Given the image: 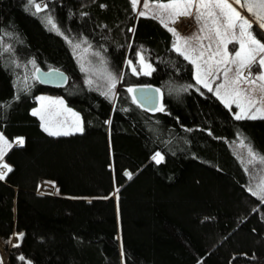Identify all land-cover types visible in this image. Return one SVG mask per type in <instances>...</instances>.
<instances>
[{
    "label": "trees",
    "instance_id": "trees-1",
    "mask_svg": "<svg viewBox=\"0 0 264 264\" xmlns=\"http://www.w3.org/2000/svg\"><path fill=\"white\" fill-rule=\"evenodd\" d=\"M174 40L132 0H0V131L12 144L0 239L10 264H264V196L250 191L247 163L249 148L264 157V118L236 119ZM73 42L122 74L115 101L88 86ZM140 55L150 74L125 65ZM39 67L67 73L68 85L41 84ZM138 85L158 87L163 109L141 107L129 91ZM41 93L63 95L83 132L45 131L33 115Z\"/></svg>",
    "mask_w": 264,
    "mask_h": 264
},
{
    "label": "rangeland",
    "instance_id": "rangeland-1",
    "mask_svg": "<svg viewBox=\"0 0 264 264\" xmlns=\"http://www.w3.org/2000/svg\"><path fill=\"white\" fill-rule=\"evenodd\" d=\"M212 6L209 8H201V13H203L200 20L196 19L197 13V3H195V9L192 15V20L194 22L191 30L185 34H178L175 32V48L179 49L177 52L187 55L189 60L194 65L195 78L199 77L200 83L207 89H212L211 91L226 105L228 109L232 112L234 116L240 115L243 118H249L255 116L256 118H264V81L256 80L254 84L247 83L241 80L238 84H233L232 81L235 79L236 65L228 64L227 66L223 63H219L223 58L221 55L213 56L209 58L211 53H215L217 50V44L219 43L215 29L218 27L223 33L225 31L224 25L227 23V16L225 13L228 12L227 9L216 8L214 5L216 0H206ZM227 3L231 4L232 7L240 13V17L247 19L252 27L256 25L260 29L258 16H264V8L260 7L264 0H240V3H236V0H226ZM167 2H158L153 0H148L145 5V10L148 12H155L157 16L176 18L177 15L188 12L190 9L186 7V1H174L170 4L173 7L168 8L164 5H168ZM253 5V11L249 12L247 10V5ZM44 6V2L40 4V8ZM187 8V10L185 9ZM209 12L212 13L209 16ZM215 20V24L213 21ZM233 22L236 24L234 29H229L226 36L222 39L225 44L220 46V52L223 53L226 50L229 54H232L239 48V44L235 41L229 43L227 41L232 40L233 34L239 39V20L233 17ZM176 25L183 29L186 26V20L177 21ZM249 30L251 34L260 42L264 43V40L258 38L253 29ZM56 31L62 33L61 29L56 26ZM203 29V31H201ZM264 31V29H262ZM179 37V39H177ZM187 41V43H186ZM211 44V50H209L208 45ZM245 47L248 49L249 45L245 38ZM195 49V51H193ZM73 50L76 59L87 74V84L89 87L103 92L109 97L114 96V101L116 100L117 86L122 79V74L118 77L114 74L112 64L109 59L104 57L102 53L94 51L92 48L87 47L85 43L73 42ZM203 51L204 56L199 57V52ZM256 61L252 64L251 72L252 77L249 79H254L262 71L258 61L261 57H264V53H256ZM233 58L231 55L229 59ZM241 59H244L242 55ZM195 61V62H193ZM125 65H129L131 70L136 74H150L154 67L153 65L140 55L139 62L133 64L132 61L126 59ZM226 67L231 68L229 71L227 82L223 87H220L219 93L217 94V86L224 81L222 75ZM209 69L212 72L217 73V76L210 74ZM247 70V71H246ZM245 71V72H244ZM245 75H247L248 69H243ZM207 85V86H206ZM132 89V88H131ZM37 106L33 109L36 111L37 116L41 119L43 126L48 128L51 133H57L55 135H67L83 132L84 125L80 113L71 107L65 97L57 93H41L37 96ZM62 102V103H60ZM239 105V107L237 106ZM163 109V104L160 103L158 110ZM82 129L78 131L77 129ZM4 139L7 141L5 145L0 142V161L5 162V156L9 149L11 148V142L8 138L0 131ZM19 144V143H17ZM264 157H256L249 154L248 160L250 167L255 166L256 171L253 174V179L251 185L249 186L250 191L258 196H264ZM55 194H59L56 192ZM21 234V233H20ZM120 237V232L118 234ZM19 233H15L12 238L11 245H17L20 242L18 239ZM0 252L4 264H10L8 262L7 252L4 249L3 240L0 239Z\"/></svg>",
    "mask_w": 264,
    "mask_h": 264
},
{
    "label": "snow or ice",
    "instance_id": "snow-or-ice-1",
    "mask_svg": "<svg viewBox=\"0 0 264 264\" xmlns=\"http://www.w3.org/2000/svg\"><path fill=\"white\" fill-rule=\"evenodd\" d=\"M31 2V0H30ZM135 3H136V0H133V5L135 6ZM236 3H240V0H236ZM192 4H193V0H186V7L188 9H191L192 7ZM212 5L209 3V2H206V0H198V3H197V13L198 15L196 16V19L197 20H200L203 13H201V8H209L211 7ZM216 8H221V9H227L228 12L225 13V15L227 16V23L224 25V28H225V31L223 33H221L220 29L217 27L215 29V32H216V36H217V39L219 41V43L217 44V50L215 53H211L210 55V59L213 57V56H216V55H221L223 58L221 59V61H219V63H223L225 64L226 66L228 64H234L236 65V71H235V79L232 81L233 84H238L241 80H244L246 81L247 83H250V84H254L256 82V80H260V81H264V57H261L258 61V64L261 68V72L260 74H258L254 79H249V77H252V72H251V67H252V64L254 62H257L256 61V53H264V43L260 42L259 40H257L252 34L251 32L249 31L252 27L251 23L247 20V19H243L240 17V13L237 12L231 4L227 3L226 0H216V3L214 5ZM164 7H168V8H171L173 7L172 4H168V5H164ZM260 7L264 8V3H262L260 5ZM37 10H39V5H37ZM247 10L249 12H252L253 11V5L249 4L247 5ZM182 14H187V15H191V12L188 11V12H185V13H182ZM209 16L212 15L211 12L208 13ZM140 15H144L143 12L140 13ZM233 17H235L236 20H239L240 23H239V29H240V32H239V36L240 38L237 39L235 34H233V37H232V40H229L227 42L231 43L233 41L237 42L239 44V48L237 50H235L234 53L232 54H229L226 50V46H225V51L223 53L220 52V46L222 44H225V41L222 39L223 36H226L227 35V32L229 29H234L236 27V24L233 22ZM257 19L259 20V26L264 29V16H258ZM48 24H50L52 26L53 29L56 28V25L53 23V21L51 20V18L49 17L48 18ZM213 23L215 24V20L213 21ZM58 31V29H57ZM170 31H173L174 35L176 34L175 33V30L174 29H170ZM201 31H203V29H201ZM245 38L247 40V43L249 45L248 49L246 50V47H245ZM177 39H179V37H177ZM187 43V41H186ZM174 47H176L174 45ZM208 48L209 50H211V44L208 45ZM179 50V49H177ZM193 51H195V49H193ZM183 54V53H182ZM230 55L233 57L231 59H229ZM242 55L244 56V59H241ZM204 56V53L203 51H200L199 52V57H203ZM185 59H189V57L187 55H185ZM195 62V61H193ZM247 68L248 69V72H247V75L244 74L243 72V69ZM232 69L231 68H228L226 67V69L223 71L222 75L224 77V81L217 86V89H216V92L217 94L219 93V89L220 87H223L224 84L227 82V77H228V73L229 71H231ZM209 72L210 74H212L213 76H217V73L215 72H212L211 69H209ZM197 80L198 82H200L199 80V77H197ZM207 86V85H206ZM210 91L212 89H209ZM129 91H132V89H129ZM62 103V102H60ZM239 107V105H237ZM38 113L36 111L33 112V115H37ZM236 119H241L243 118L242 116L240 115H236L235 116ZM249 118H256L255 116H252V117H249ZM41 119H43V117H41ZM110 123V121H109ZM45 131H48V128L45 127L44 128ZM78 131L82 130V129H77ZM51 135H55L57 133H49ZM65 135H67L68 133H64ZM0 142H3L5 145L7 144V141L4 139L3 135L0 134ZM17 143H19L21 146L23 145V139H19L17 141ZM249 154L250 155H253L252 152H251V149L249 148ZM264 159V158H262ZM153 160H155L157 163H160L161 160H162V157L160 156V153H156L154 156H153ZM3 168L7 169V171H11V168L7 165V164H4L3 165ZM5 175H6V172H0V180H3L5 178ZM256 194V193H254ZM23 234H19L18 236V239L22 238ZM14 246H18V245H14ZM21 259H24L23 257H21Z\"/></svg>",
    "mask_w": 264,
    "mask_h": 264
},
{
    "label": "water",
    "instance_id": "water-1",
    "mask_svg": "<svg viewBox=\"0 0 264 264\" xmlns=\"http://www.w3.org/2000/svg\"><path fill=\"white\" fill-rule=\"evenodd\" d=\"M38 80L41 84L58 88L65 87L69 83V76L67 73L58 69L43 70L37 68L36 70ZM132 95L135 101L143 108L150 111H157L160 103H162V93L160 89L154 85H138L132 88ZM120 231V226H119ZM121 236V235H120ZM125 264V259L122 256ZM121 258V264H122Z\"/></svg>",
    "mask_w": 264,
    "mask_h": 264
},
{
    "label": "crops",
    "instance_id": "crops-1",
    "mask_svg": "<svg viewBox=\"0 0 264 264\" xmlns=\"http://www.w3.org/2000/svg\"><path fill=\"white\" fill-rule=\"evenodd\" d=\"M174 1H180V2H185L186 0H170V1H165L167 3H171V2H174ZM197 0H193V4H192V7L190 9V12H191V15H187V14H179L176 16V18H171V17H162V16H157V14H155V12H148V10H145V5L147 4L148 0H136V3H135V7H136V11H137V17L140 16V13L143 12L144 15H147V16H154L156 18H158L159 20H161L169 29H174L175 32H178V34H185L187 32H189L191 30V27L193 26L194 22L192 20V15H193V12H194V9H195V3H196ZM133 2V0H132ZM159 2V1H158ZM187 10V8H185ZM185 13V12H183ZM181 21V20H186V26L181 29L180 27H178L176 25V22L177 21ZM173 32V31H172ZM174 45H175V40H174ZM173 45V48L178 51ZM195 71V69H194ZM247 71V70H246ZM245 72V71H244ZM198 81V80H197ZM200 83V82H199ZM201 84V83H200ZM17 144V141L15 143V145ZM12 147V145H11ZM4 164H7L5 163L4 161H0V172H8L7 169L3 168V165ZM8 165V164H7ZM9 166V165H8ZM10 167V166H9ZM45 181H51V180H46V179H43ZM40 182V184L42 183V181ZM40 184H39V188H38V191L39 193H42V194H55L56 192H46V191H43L41 190L40 188ZM57 184V183H56ZM58 192H59V189H58ZM20 234V233H19ZM2 240V239H1Z\"/></svg>",
    "mask_w": 264,
    "mask_h": 264
},
{
    "label": "bare ground",
    "instance_id": "bare-ground-1",
    "mask_svg": "<svg viewBox=\"0 0 264 264\" xmlns=\"http://www.w3.org/2000/svg\"><path fill=\"white\" fill-rule=\"evenodd\" d=\"M56 186H57V184H56Z\"/></svg>",
    "mask_w": 264,
    "mask_h": 264
}]
</instances>
